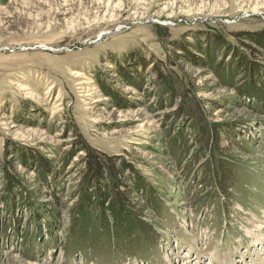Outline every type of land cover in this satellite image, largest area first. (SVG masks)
<instances>
[{"label":"rangeland","instance_id":"obj_1","mask_svg":"<svg viewBox=\"0 0 264 264\" xmlns=\"http://www.w3.org/2000/svg\"><path fill=\"white\" fill-rule=\"evenodd\" d=\"M206 31L264 65L233 34L264 31V0H0V264H264V100L178 56ZM157 62L182 67L219 125L221 177L203 181L192 140L182 169L168 153L178 101L157 103ZM77 133L142 175L139 191L124 180L131 237L77 243L84 152L59 172Z\"/></svg>","mask_w":264,"mask_h":264},{"label":"trees","instance_id":"obj_2","mask_svg":"<svg viewBox=\"0 0 264 264\" xmlns=\"http://www.w3.org/2000/svg\"><path fill=\"white\" fill-rule=\"evenodd\" d=\"M233 34L240 45L242 40L248 39L264 47V31H239ZM202 37L205 41L196 39L194 44L198 54L190 51L189 45L184 42L178 45L182 52L178 56L188 59L192 64H202L209 68L224 85L234 86L242 95L263 101L264 65L253 61L250 55L242 52L239 46L232 45L219 33L206 31ZM242 46L252 51L251 46L244 43ZM143 62L148 65L147 61ZM153 70L156 72L153 83L161 98L157 103L163 106L165 100L170 104L178 101L174 111L167 115L173 117L170 122H174L164 131L168 153L179 169H182L183 162L192 152L194 142L197 147L191 159L202 165L203 181L210 182L216 172L221 177L222 174L213 169L223 151L219 125L209 118L204 103L197 97L192 79L176 63L157 62ZM257 83L260 85L257 86ZM188 126L192 138L187 137ZM77 136V149L67 153L59 169V172L65 170L77 152H84L75 164L76 167L81 166L80 181L76 185L79 200L73 207L70 225L71 231L78 236L77 243L83 242L89 247L100 245L101 240L109 241L118 237L120 232H127V236L131 237L136 228L134 219L138 215L131 209L133 205L124 180L128 175L133 188L139 191L146 188L142 175L130 162L93 147L80 133Z\"/></svg>","mask_w":264,"mask_h":264},{"label":"bare ground","instance_id":"obj_3","mask_svg":"<svg viewBox=\"0 0 264 264\" xmlns=\"http://www.w3.org/2000/svg\"><path fill=\"white\" fill-rule=\"evenodd\" d=\"M261 226V225H260ZM259 226V227H260ZM259 229V228H258ZM260 229H261V227H260ZM262 234V233H261ZM261 234H256V240L258 241V244H262L263 243V241H264V238L261 236ZM254 243H256V242H254Z\"/></svg>","mask_w":264,"mask_h":264}]
</instances>
